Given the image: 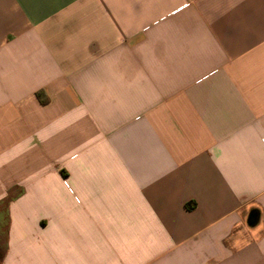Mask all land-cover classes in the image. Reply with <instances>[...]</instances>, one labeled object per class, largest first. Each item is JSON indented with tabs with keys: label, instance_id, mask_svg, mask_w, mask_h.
Segmentation results:
<instances>
[{
	"label": "crops",
	"instance_id": "obj_1",
	"mask_svg": "<svg viewBox=\"0 0 264 264\" xmlns=\"http://www.w3.org/2000/svg\"><path fill=\"white\" fill-rule=\"evenodd\" d=\"M0 264H264V0H0Z\"/></svg>",
	"mask_w": 264,
	"mask_h": 264
},
{
	"label": "trees",
	"instance_id": "obj_2",
	"mask_svg": "<svg viewBox=\"0 0 264 264\" xmlns=\"http://www.w3.org/2000/svg\"><path fill=\"white\" fill-rule=\"evenodd\" d=\"M40 102H41V103H44V102H45V100H41Z\"/></svg>",
	"mask_w": 264,
	"mask_h": 264
}]
</instances>
